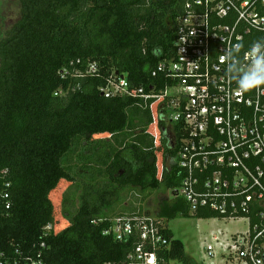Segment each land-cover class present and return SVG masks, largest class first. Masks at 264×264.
I'll return each instance as SVG.
<instances>
[{
  "label": "trees",
  "instance_id": "obj_1",
  "mask_svg": "<svg viewBox=\"0 0 264 264\" xmlns=\"http://www.w3.org/2000/svg\"><path fill=\"white\" fill-rule=\"evenodd\" d=\"M18 1L20 17L0 33V260L30 264L41 252L46 264L121 263L138 239L104 231L128 214L114 215L127 188L172 190L154 214L167 222L193 215L175 197L178 165L157 176L158 159L177 148L166 136L155 147L150 108L141 99L108 98L101 88L115 74L146 91L166 85L152 70L174 55L184 2ZM92 63L99 72L85 75ZM64 183L71 186L54 197ZM165 234L172 242L159 258L190 264L183 242L170 228Z\"/></svg>",
  "mask_w": 264,
  "mask_h": 264
},
{
  "label": "built area",
  "instance_id": "obj_2",
  "mask_svg": "<svg viewBox=\"0 0 264 264\" xmlns=\"http://www.w3.org/2000/svg\"><path fill=\"white\" fill-rule=\"evenodd\" d=\"M183 2L174 21V55L152 70L166 85L146 91L115 74L101 91L108 98L141 99L150 108L147 132L155 147L166 136L168 146L177 148L176 156L157 162V176L161 180L167 166L178 165L183 179L175 197L186 199L193 216L208 210L219 219L248 222L247 232L232 235L230 241L221 230L212 232L213 242L205 247L208 257L219 250L225 264H264V86L239 91L223 60L224 50L239 44L241 69L247 67L250 45L264 37V0ZM98 72L92 63L85 75ZM52 228L46 226L47 231ZM167 228V220L157 215L112 219L104 234L125 242L136 237L138 243L121 263L106 264H169L158 254L170 248ZM28 262L46 264L41 252Z\"/></svg>",
  "mask_w": 264,
  "mask_h": 264
},
{
  "label": "rangeland",
  "instance_id": "obj_3",
  "mask_svg": "<svg viewBox=\"0 0 264 264\" xmlns=\"http://www.w3.org/2000/svg\"><path fill=\"white\" fill-rule=\"evenodd\" d=\"M20 3L18 0H0V33L5 34L20 17ZM160 158L158 162H160ZM159 164V163H158ZM69 184H63L62 188L54 194L61 198L63 191ZM124 202L115 206L114 215L131 213L141 215H154L157 213L158 205L162 200H172V190L158 189L145 192L136 188H127L123 193ZM56 198V199H58ZM126 208L128 210L122 209ZM175 238L180 239L186 249L190 264H225L219 250L213 258H209L205 247L207 242H213L210 238L212 232L221 230L222 238L229 239L232 235L247 232L248 222L244 219L223 220L219 218H176L167 222ZM207 240V241H205ZM169 264H184L179 260H171Z\"/></svg>",
  "mask_w": 264,
  "mask_h": 264
},
{
  "label": "clouds",
  "instance_id": "obj_4",
  "mask_svg": "<svg viewBox=\"0 0 264 264\" xmlns=\"http://www.w3.org/2000/svg\"><path fill=\"white\" fill-rule=\"evenodd\" d=\"M242 45L225 49L223 60L226 63V74L236 81L238 90L249 92L264 86V37L254 41L248 49V65L241 69L239 53Z\"/></svg>",
  "mask_w": 264,
  "mask_h": 264
},
{
  "label": "crops",
  "instance_id": "obj_5",
  "mask_svg": "<svg viewBox=\"0 0 264 264\" xmlns=\"http://www.w3.org/2000/svg\"><path fill=\"white\" fill-rule=\"evenodd\" d=\"M161 159H163V161H166V160H167V157H164V156L162 155Z\"/></svg>",
  "mask_w": 264,
  "mask_h": 264
},
{
  "label": "flooded vegetation",
  "instance_id": "obj_6",
  "mask_svg": "<svg viewBox=\"0 0 264 264\" xmlns=\"http://www.w3.org/2000/svg\"><path fill=\"white\" fill-rule=\"evenodd\" d=\"M167 158H170V156H168Z\"/></svg>",
  "mask_w": 264,
  "mask_h": 264
}]
</instances>
